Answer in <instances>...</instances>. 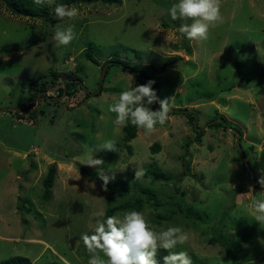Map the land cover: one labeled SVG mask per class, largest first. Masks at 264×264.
Instances as JSON below:
<instances>
[{"label":"rangeland","instance_id":"1","mask_svg":"<svg viewBox=\"0 0 264 264\" xmlns=\"http://www.w3.org/2000/svg\"><path fill=\"white\" fill-rule=\"evenodd\" d=\"M176 2L78 0L68 5L78 15L62 21L53 13L60 0L40 7L47 21L17 17L0 2V109L20 108L35 98L37 104L42 94L35 95L33 80L55 70L64 82L80 64L85 67L79 74L82 83L92 93L76 106L83 91L70 101L50 89L47 99L40 97L42 112L35 123L0 112V263L21 256L31 264H88L81 235L92 234L108 208L146 188L159 204L145 200L140 212L156 232L180 227L189 239L174 250L186 251L192 264H264V229L250 207L253 199H264V188L245 169L234 129L208 127L199 143L189 118L173 111L151 135L137 129L129 154L124 126L116 125L115 114L108 111L135 82L131 72L113 66L100 86L102 66L111 57L141 66L180 57L152 76L159 98L173 97L170 111L193 113L199 129L225 117L242 134L241 146L256 181L264 175V0H221V21L199 42L177 31L182 21L172 20L169 11ZM69 27L74 39L57 46L56 30ZM91 43L100 50L93 53L98 65L82 58ZM68 104L74 107L68 109ZM149 107L154 110L153 104ZM108 140L116 142L117 152L98 151ZM155 143L160 149L153 153ZM91 157L104 163L90 167ZM52 165L57 167L52 200L42 202L43 181ZM136 169L142 176L133 186L128 178ZM146 170L170 180L151 182ZM101 171L114 175L109 183H127L130 194L112 195L108 187L104 191L89 177ZM249 186L252 193L246 194ZM176 204L193 207L203 220L176 211Z\"/></svg>","mask_w":264,"mask_h":264},{"label":"clouds","instance_id":"2","mask_svg":"<svg viewBox=\"0 0 264 264\" xmlns=\"http://www.w3.org/2000/svg\"><path fill=\"white\" fill-rule=\"evenodd\" d=\"M52 3L53 0H33V4L39 7L51 6ZM220 3L221 0H177L171 5L170 16L174 21H182L177 29L181 35L191 41H205L208 39L210 28L222 19ZM53 13L58 21H62L65 18L74 19L78 15V10L75 6L56 5ZM73 39L71 27L66 30L57 29L53 36L57 46H66ZM154 83L155 81L149 80L119 94L118 100L108 108L110 113L115 114L116 125L126 126L130 122L132 126L143 130L145 135H151L155 132L157 124H165L169 118L170 100L173 97L161 100L153 89ZM154 103L159 104L158 110L149 107ZM99 150L118 151L114 140L104 142L99 146ZM103 163L102 159L91 157L86 165L98 167ZM141 176L142 172L139 169L134 170L135 179L138 180ZM99 178L103 181L104 191H107L110 180L115 179L114 175L110 177L103 171L99 173ZM257 182L264 188V175ZM250 193L251 186L246 194ZM250 207L254 221L264 229V199H253ZM97 215L104 217L103 212ZM80 239L90 257L88 264H159L156 257L160 249L168 252L163 256V264H192L191 257L186 251L174 250L189 239L180 227H168L166 230L156 232L149 226L143 213L135 210L97 220L93 233L82 234Z\"/></svg>","mask_w":264,"mask_h":264},{"label":"trees","instance_id":"3","mask_svg":"<svg viewBox=\"0 0 264 264\" xmlns=\"http://www.w3.org/2000/svg\"><path fill=\"white\" fill-rule=\"evenodd\" d=\"M60 1L62 5H70V4L75 3L78 0H60ZM86 1L93 2L95 0H86ZM99 1L103 4H109V5L119 2V0H99ZM0 2L1 4L4 5V7L11 14L17 17H20V18L26 17V18L33 19V20H37V19H45V21L49 20L47 17H45V13L41 11L40 7L33 4V0H0ZM98 51H100L98 50V47L95 44L91 43L89 45V48L82 54V58L85 59L86 61L94 63L95 65H98L99 63L93 55L94 52H98ZM180 60H182L180 57H174L171 61L161 64V65L150 64V65L141 66L137 64L131 65L127 63L126 61L118 58L117 55H114L113 57H111L110 60L106 61L103 64L102 70L106 64L109 65L107 68L106 75L108 74L109 70L113 66H118V67L126 66L130 68L129 72H131L134 75V79H135L134 88H135L138 85H143L147 83L149 80L154 81L152 79L153 75L164 73L169 67L174 66ZM84 69H85L84 65L80 64L78 67H76V70L73 73L75 74V76L71 77L68 74L67 75L68 78L65 79L64 82L59 81L60 75L57 71L51 70L50 77L40 76L39 79L33 80L31 82V88H34V93L36 96L38 94H42L41 97L44 99L48 98L47 97L48 91H50V89H54L58 92L59 96L66 94V97L69 98L70 101L75 99L78 93V90L83 91V94H84L83 99L80 102L76 103V106H80L81 104H84L89 98L92 97V93L85 91V89H83V86H82L83 85L82 78L79 74H83ZM153 89L154 91H156L157 96L159 97L160 87L157 82L154 83ZM101 92L102 90L100 91V93H97L95 96H100ZM35 105H36V98L30 101L29 103L21 105L20 109L25 110V111H30L35 107ZM73 107L74 106H71L68 104V109H71ZM153 109L156 110L155 103L153 104ZM40 112L42 111H39L37 109L31 112H10V113H12L15 116V119L18 122L35 123L38 119V116L40 115L39 114ZM173 114H184L189 118V120L191 121L194 127V131L196 133L195 141L201 143L202 137L204 136L205 132L202 130L200 131L196 130L195 128L196 126L194 125L195 116L193 115V113H190L184 110H175ZM209 127L211 128L212 127H215V128L226 127L225 129L229 128V129H234V131L240 132L237 128H233L232 125L228 124L225 117H220L219 122L209 123ZM123 131H124V136H123L124 146L129 152V154H131L132 148L129 145V143L132 141V139H134L137 136V128L132 126L131 123L128 122L127 125L123 127ZM241 140H242V137H241ZM159 149H160V146L158 143L153 144L151 147V151L153 153H156V151H158ZM56 173H57V167L55 165H52L48 169L46 177L43 181L45 190L42 196V202H50L52 200V188L54 187ZM144 174L145 176L151 179V182L170 180V177L168 175L163 174L157 170H146ZM89 177L94 180H97L100 184H103V181L100 180L99 175L89 174ZM128 180L130 183H133V186L136 185L134 184L135 183L134 174L130 175ZM107 187L110 189L112 195L126 196L130 194V189L128 188L127 183H124V182L108 183ZM145 200L149 202H154V204L156 205L159 204L157 201L156 195L152 191L146 188H140L138 195L131 197L130 199H128L125 203L121 205L108 208L104 218H106L107 216L116 215L118 213H122V212L129 211V210H135V211L140 212L143 208ZM176 207H177L176 211L184 214L188 218H191V219L196 218L201 221L203 220L199 215H197L196 210L187 204H184V205L176 204ZM18 208L21 209V206H18ZM176 211H173V213H175ZM217 240H218V237H214V241H217ZM167 254L168 252L164 251L163 249H160L158 251L156 259L159 261V264H163V256ZM0 264H31V261L28 258L16 256V257H11L7 260H4Z\"/></svg>","mask_w":264,"mask_h":264},{"label":"water","instance_id":"4","mask_svg":"<svg viewBox=\"0 0 264 264\" xmlns=\"http://www.w3.org/2000/svg\"><path fill=\"white\" fill-rule=\"evenodd\" d=\"M108 66H109V65L106 64V65L104 66V68H103V74H102V76H101L100 86H102V84H103V82H104V79H105V76H106V72H107V68H108ZM122 67L125 68L127 71L130 70V68H128V67H126V66H122ZM82 86H83V89H85V91H87V90H86V87L84 86V84H83ZM98 92H100V90H99ZM40 97H41V95L38 96L37 104H36L35 107H34L32 110H30V111H25V110H22V109H20V108H13V107H12V108L0 109V112H3V111H9V112H31V111L37 110V109H38V106H39V102H40ZM63 97H66V94H63V95L61 96V98H63ZM155 109H156V110L159 109V108H158V103H155ZM173 111H175V110H171L170 112H173ZM194 125L196 126V130H197V131H200V130L204 131L206 128L209 127V125H208V126H206L204 129H199V128L197 127V122H194ZM234 132H235V134H236V136H237V139H236V145H237V147H238V150L240 151V154H241L242 160H243V162H244V165H245L247 171L249 172V174H250V176H251V179H252L257 185H259V183L256 181V179H255V177H254L253 170L251 169V166H250L249 162L247 161V158H246V156H245V153H244V151H243V149H242V146H241V137H242V134H241L240 132H238V131H234ZM259 186H260V185H259ZM260 187H261V186H260Z\"/></svg>","mask_w":264,"mask_h":264},{"label":"bare ground","instance_id":"5","mask_svg":"<svg viewBox=\"0 0 264 264\" xmlns=\"http://www.w3.org/2000/svg\"><path fill=\"white\" fill-rule=\"evenodd\" d=\"M244 151V150H243ZM252 169V168H251Z\"/></svg>","mask_w":264,"mask_h":264}]
</instances>
